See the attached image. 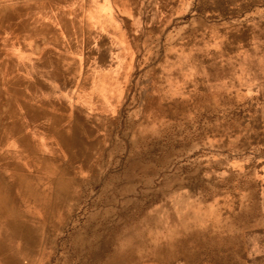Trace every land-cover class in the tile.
<instances>
[{
    "label": "rangeland",
    "instance_id": "rangeland-1",
    "mask_svg": "<svg viewBox=\"0 0 264 264\" xmlns=\"http://www.w3.org/2000/svg\"><path fill=\"white\" fill-rule=\"evenodd\" d=\"M0 169L8 264H264V0H0Z\"/></svg>",
    "mask_w": 264,
    "mask_h": 264
},
{
    "label": "bare ground",
    "instance_id": "bare-ground-1",
    "mask_svg": "<svg viewBox=\"0 0 264 264\" xmlns=\"http://www.w3.org/2000/svg\"><path fill=\"white\" fill-rule=\"evenodd\" d=\"M5 11H6V9H5ZM75 12V11H74ZM123 21V20H122ZM81 34H83V33H81ZM40 40V39H39ZM44 40V39H43ZM42 42V41H41ZM34 44V43H33ZM83 44V43H82ZM35 45V44H34ZM34 53V52H33ZM48 62V61H47ZM33 64V63H32ZM44 65V64H43ZM41 66V65H40ZM44 67V66H43ZM50 69V68H49ZM34 70V69H33ZM23 80V79H22ZM23 83H24V86H25V90H26V87H27V84H26V82H24V80H23ZM63 83V82H62ZM29 85V87H28V90H27V94H29L30 96H33L34 94L32 93V88H33V85L32 84H30V83H28ZM3 96V95H2ZM14 98V97H13ZM8 101V100H7ZM14 104L16 105V106H18V107H24V108H26L27 107V110H31L32 111V116H24V123H25V125L26 126H28V127H30V128H35L36 127V120H35V118H34V115H36V116H38V114H39V116L43 113V111H40V112H42V113H40V112H38V111H35L34 109H32L29 105H27V104H22V103H20L19 102V100H16L15 102H14ZM77 110V109H76ZM3 111V110H2ZM61 111V110H60ZM9 112V111H8ZM79 112V111H78ZM73 118V117H72ZM66 118H63V120L61 119V118H59V119H56V123L51 127V130H50V133H51V135L53 136V139L56 141V143L55 144H57V146H59V147H61V148H64V149H67L68 147H69V142L72 144V145H74V146H76V145H78L77 144V142H87V139H83V137L81 136V134L79 133V130L80 129H84V127L82 126V124L79 122V121H76V119H72L71 120V118H70V122L68 121V120H66V121H64ZM50 122V121H49ZM87 123V122H86ZM35 124V125H34ZM7 135V132L4 134V136L3 137H5ZM2 139V138H1ZM83 139V140H82ZM105 140V139H104ZM39 143H40V141H39ZM98 143H99V141H98ZM41 145V144H40ZM48 145V144H47ZM88 145V144H87ZM97 145V144H96ZM29 146V145H28ZM54 147V146H53ZM16 150H17V147H16ZM44 153V152H43ZM133 153V152H132ZM26 154V153H25ZM48 154H49V152H48ZM6 155V154H5ZM74 155H75V152H74ZM84 155V154H83ZM82 155V156H83ZM8 156V155H7ZM15 157V156H14ZM63 157V156H62ZM86 157V156H85ZM84 157V158H85ZM16 158V157H15ZM21 158V157H20ZM24 158V157H23ZM34 158V157H33ZM87 158V157H86ZM32 159V158H31ZM56 159V158H55ZM64 159V158H63ZM83 159V158H82ZM21 162V161H20ZM78 162V161H77ZM8 163H10L11 164V162H8ZM8 163H7V165H8ZM33 163V162H32ZM69 163V162H68ZM5 164V163H4ZM39 164H40V162H39ZM3 165V164H2ZM14 165V164H13ZM47 165V164H46ZM67 165V164H66ZM4 166V165H3ZM39 166V165H38ZM42 166V165H41ZM48 166V165H47ZM86 166H89L88 164L86 165ZM46 167V166H45ZM49 167H51V166H49ZM69 167V166H68ZM43 169V168H42ZM46 169V168H45ZM58 169V168H57ZM1 170V169H0ZM48 170V169H47ZM51 170V169H50ZM55 170V169H54ZM64 170V169H63ZM5 171V170H4ZM34 171V170H33ZM45 171V170H44ZM19 172V171H18ZM38 172L40 173V171L38 170ZM56 172V171H55ZM93 172V171H92ZM54 173V172H53ZM58 173V172H57ZM6 174V173H5ZM19 174V173H18ZM48 174V173H47ZM14 176V175H13ZM44 176V175H43ZM60 176V175H59ZM52 177V176H51ZM11 178H13V177H11ZM20 178V177H19ZM48 178V177H47ZM66 178V177H65ZM23 179V178H22ZM9 180V179H8ZM41 180V179H40ZM48 180V179H47ZM1 181V180H0ZM12 181V180H11ZM71 181V180H70ZM7 182V181H6ZM14 182V181H13ZM72 182V181H71ZM78 182V181H77ZM2 183V182H1ZM12 184V183H11ZM10 184V185H11ZM15 184V183H14ZM27 184V183H26ZM32 184V183H31ZM69 184V183H68ZM72 184H73V182H72ZM16 185V184H15ZM77 185H79V184H77ZM49 186V185H48ZM76 186V185H75ZM16 187V186H15ZM34 187V186H33ZM24 190V189H23ZM76 190V189H75ZM227 190V189H226ZM5 191V190H4ZM23 192V191H22ZM12 194H14V193H12ZM24 195V194H23ZM51 197V196H50ZM0 198H1V192H0ZM29 198V197H28ZM36 198V197H35ZM13 199V198H12ZM22 200V199H21ZM25 200V199H24ZM44 201H45V199H44ZM15 203L17 202V201H14ZM14 203V204H15ZM35 203V202H34ZM6 204H7V202H6ZM38 204V203H37ZM16 205V204H15ZM44 206V205H43ZM45 206H47V205H45ZM28 207V206H27ZM26 207V208H27ZM14 208V207H13ZM20 210V209H19ZM140 210V209H139ZM3 212V211H2ZM13 212V211H12ZM47 212H48V210H47ZM21 213V212H20ZM25 213V212H24ZM19 214V213H18ZM9 216H11V215H9ZM18 217V216H17ZM52 217V216H51ZM57 217V216H56ZM59 217V216H58ZM46 218V217H45ZM9 219V218H8ZM20 219V218H19ZM35 219V218H34ZM52 220V219H51ZM11 222H13V220H10ZM58 222V221H57ZM33 223V222H32ZM28 224V223H27ZM10 226V225H9ZM14 226V225H13ZM12 226V227H13ZM11 227V228H12ZM15 227V226H14ZM26 227V226H25ZM17 229V228H16ZM102 229V228H101ZM21 231V230H20ZM27 231H28V226H27ZM42 231V230H41ZM15 232H17V231H15ZM18 232H19V229H18ZM22 232V231H21ZM29 232V231H28ZM22 233H24V232H22ZM25 233H27V232H25ZM24 233V234H25ZM41 233V232H40ZM31 234V233H30ZM29 234V235H30ZM32 236V235H31ZM43 236V235H42ZM56 236V235H55ZM23 237V236H22ZM26 237V236H25ZM21 238V237H20ZM26 239H29V238H26ZM26 239H24L25 241H26ZM34 239V238H33ZM2 240V239H1ZM31 240V239H30ZM29 240V241H30ZM16 241V240H15ZM28 242V241H27ZM19 245H21V244H19ZM8 246V245H7ZM10 247V246H9ZM16 248V247H15ZM22 248V247H21ZM23 249V248H22ZM8 251V249L6 250L1 244H0V255H1V257L3 256V257H6L7 256V260H6V264H8L10 261H9V259H10V255H9V253L7 252ZM42 252V251H41ZM13 254H14V252H13ZM12 255V254H11ZM100 255V254H99ZM14 257H15V255H13ZM29 256V255H28ZM42 260H44V259H42ZM41 260V261H42ZM3 261H4V259H3ZM18 261V260H17ZM32 261V260H31ZM34 261V260H33ZM40 261V260H39ZM19 262H20V260H19ZM37 262V261H36ZM45 262V261H44ZM11 263H12V261H11ZM22 263V262H21ZM29 263V262H28ZM32 263V262H31ZM41 263V262H40ZM94 263V262H93ZM20 264V263H19ZM42 264V263H41Z\"/></svg>",
    "mask_w": 264,
    "mask_h": 264
}]
</instances>
